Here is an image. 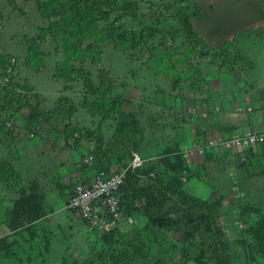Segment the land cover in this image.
<instances>
[{
    "label": "rangeland",
    "instance_id": "obj_1",
    "mask_svg": "<svg viewBox=\"0 0 264 264\" xmlns=\"http://www.w3.org/2000/svg\"><path fill=\"white\" fill-rule=\"evenodd\" d=\"M145 1L146 13L149 9L157 10L158 20V16L141 17L143 24L138 18H128L127 26L139 30L146 23L158 28L160 32L155 35V43L162 41L168 45L181 40L180 35H176L179 24L174 13L180 4H186L185 1ZM261 1L264 6V0ZM0 11L3 14L0 26V104L5 101L4 109H0V264H62L64 257L70 264H112L110 248L132 250L133 244L141 246L143 254H147V257L133 258L134 264H152L161 253L166 254L171 264L184 261L175 230L170 233L158 228L152 230L144 226L146 219L135 210L132 211L135 214L133 223L122 221L113 231L104 233L91 229L76 211L66 206L71 184L91 175L97 163L92 167L84 164L86 155L94 153L96 158L92 138L76 132L67 142L63 131L69 120L80 127L88 126L94 130L100 127L97 125L100 116L94 115L89 105L94 97L88 93L89 89L80 76L74 75L71 81L65 82L60 70L55 68L56 60H62L63 55L54 50L50 35L41 31L46 21L37 13L33 1L17 0L14 8L7 0H0ZM263 23L264 14L261 21L252 26ZM27 40H35L45 54L37 70L27 63ZM237 45L246 57L241 63L242 72L227 71L230 80L241 78L239 86L244 84L245 90L253 89L257 95L263 93L264 100V36L244 35L238 38ZM139 54V58L126 56L110 44H104L97 64L86 60L77 62L76 67L90 72L95 83L99 70H105L115 82L112 92L128 98L123 108L138 113L147 127L151 122L159 126L148 128L147 132L152 136L143 153L155 156L151 161L157 170L163 169L162 172L167 174L165 165L159 161L166 143L160 141L163 137L174 136L172 124L177 126L182 119L191 122L193 116L187 112V106L193 105L195 91L184 82L186 99L179 100V110L171 109L167 97L172 88L170 80L163 73L154 77V71L162 66L156 62L148 63L147 50ZM191 62L197 64L203 74H211L215 69L207 59L194 58ZM178 66L185 68L183 64ZM238 91L236 86L233 92L238 95ZM64 98L72 102L75 112L63 124L61 118H67V109L61 107L58 110L55 106ZM35 105L41 110L37 118L30 116ZM195 115L197 118V112ZM164 122L166 127L163 129L160 124ZM114 123L112 116L103 121L106 136L112 132ZM107 148L113 154L114 146ZM132 151L140 156L139 150ZM124 159L120 163L112 162L110 167H125L133 158ZM185 163L186 172L181 179L184 188L194 195L207 197L214 187L219 207L231 211L224 222L229 236L242 228L238 208L244 203L264 208V146L235 149L229 153L194 154ZM122 207L128 212L125 203ZM9 210L26 214L22 226L11 227ZM241 260L238 251L237 261ZM185 262L193 264L190 260ZM260 264H264V260Z\"/></svg>",
    "mask_w": 264,
    "mask_h": 264
},
{
    "label": "trees",
    "instance_id": "obj_2",
    "mask_svg": "<svg viewBox=\"0 0 264 264\" xmlns=\"http://www.w3.org/2000/svg\"><path fill=\"white\" fill-rule=\"evenodd\" d=\"M7 1L12 7H17V0ZM26 1L34 2L37 13L46 21V26L41 28V31L50 35L55 45L54 50L63 55L62 60H56L55 68L57 71L60 70L65 82L71 81L74 75L82 78L89 89L88 93L94 97L93 103L89 104L90 109L94 115L100 116L97 124L100 127L96 130L88 126L80 127L70 120L67 125L65 124L63 138L67 142L76 132L95 141L96 158L94 153H90L88 155L93 156V162L88 164L84 161V164L92 167L96 162V170L80 180H89L99 170L110 172L119 169L120 167L116 169L110 167L111 163L115 161L120 163L125 161L124 158L129 161L134 157L132 149L139 150L143 163L134 168L129 167L126 171L118 190L119 206L126 218L132 217V223L135 220L132 211L135 210L146 219L144 226L151 227L152 230L162 229L167 233L175 230L178 235L177 241L180 243L179 251L185 260L172 264H186V260L192 261L193 264H260L264 260V208L244 203L238 208L243 227L235 235L229 236L224 222L231 211L219 207L215 188L211 189L207 197L194 195L184 188L181 179L186 172L185 161L189 158L184 156L180 140L164 144L165 147L159 154V161L165 165L167 174L162 172L163 169L157 170L151 161L155 156L143 153L150 139L146 137L145 125L138 113L123 108L128 98L112 92L115 83L105 70H99L98 82L95 83L91 73L76 67V63L90 60L97 64L104 44H110L116 51L134 58H139L141 56L139 52L147 50L149 55L147 62L162 64V68L172 74L174 88L181 87L182 82H187L197 91L204 92L206 79L202 70L191 60L207 59L210 64L217 66L218 71L242 72L241 63L246 56L238 50V38L248 34L264 36V23L258 27L249 26L241 29L223 43L212 45L205 41L196 29V20L202 17L200 6L192 0H182L186 4H180L174 13L179 24L175 30L176 35L179 34L181 40H174L173 43L166 45L162 41L155 43V35L160 30L149 26L150 24L145 23L139 30L127 26L128 18H138L143 24L141 17L146 16L149 19L158 16L156 19L158 20L160 15L157 10L149 9L146 13L145 0ZM260 2L262 17L264 6L261 0ZM168 5L167 3L166 9ZM143 7L145 10H142ZM2 19L3 14L0 11V26ZM34 41H26L27 63L37 70L45 54ZM179 64L185 65V68H180ZM7 102L11 103L10 100ZM4 107L5 101L0 104V109ZM55 107L58 110L61 107L67 109V118H61L63 124L66 119H71L75 112L72 102L67 98L59 100ZM36 108L35 105L30 112V116L35 118L41 114V110ZM111 116L115 123L112 132L106 136L102 123ZM237 129L239 128L226 127L222 135L226 137ZM198 132L197 138L203 141L207 131ZM109 146H114L113 154L110 150L108 152ZM256 146H264V142ZM253 147L255 146L251 148ZM207 152L216 151L210 150L204 154ZM123 203L126 204L128 212L123 209ZM9 214L12 216L11 227L22 226L27 218L25 213L18 214L13 210H9ZM132 246V250L110 248L109 257L112 264H134L133 258L136 256L147 257V254H143L141 246L135 244ZM238 251L242 257L241 261H237ZM62 264L70 263L64 257ZM152 264L171 262H168L165 253H161Z\"/></svg>",
    "mask_w": 264,
    "mask_h": 264
},
{
    "label": "crops",
    "instance_id": "obj_3",
    "mask_svg": "<svg viewBox=\"0 0 264 264\" xmlns=\"http://www.w3.org/2000/svg\"><path fill=\"white\" fill-rule=\"evenodd\" d=\"M160 65L162 66V64ZM212 66L215 69L211 74H203L206 79L204 92H199L191 86L193 91H195L192 100L193 105L191 107L187 106V112L193 116L191 122H183L182 119L179 125L173 126L172 124L171 126L175 129L174 136H170L168 138L161 137V143H172L176 140H180L181 144H185L189 140L197 138V134L199 133L198 131L200 130L207 131V135L210 133L222 135L225 128L230 126H232L234 129L264 127V100L262 99L263 93L257 95L255 92H253V89H250V91L245 90V88H243L244 84H240V86L238 84V80L241 78L238 80L235 79V81L233 80V82H231V77L227 71H218L217 66ZM154 72L156 73L154 77H157L158 73H163V75L168 77L170 80L172 88L170 89V93L167 94L168 100L170 101L168 102V106L171 109L179 110L181 106L179 104V100H182L183 98L186 99V96L183 92V87L181 86L174 88L172 79L173 77L171 76L172 74L166 69L161 67V69ZM183 83L184 82L181 84ZM236 86L239 89L238 95L233 92V89ZM197 106L200 108H197ZM239 106H242L243 108L241 111L238 110ZM196 112L198 115L197 118L195 115ZM160 125L163 129L166 127L165 122ZM155 126L159 127L155 123L153 124V122L149 123L148 127L145 125L147 138L152 136V133L147 132V130H151ZM253 148L257 149L258 146ZM139 158L141 157L139 156Z\"/></svg>",
    "mask_w": 264,
    "mask_h": 264
},
{
    "label": "built area",
    "instance_id": "obj_4",
    "mask_svg": "<svg viewBox=\"0 0 264 264\" xmlns=\"http://www.w3.org/2000/svg\"><path fill=\"white\" fill-rule=\"evenodd\" d=\"M242 109V106L238 107L239 111ZM263 142L264 128H243L234 130L226 137L218 134L208 135L203 141L191 140L183 144V152L185 157L190 158L194 154L202 155L210 150L229 153L235 149L252 147ZM133 154L132 161L125 167L110 172L99 170L87 181L76 180L70 188L66 206L76 211L91 229L109 232L122 221L129 223L133 221L132 217L126 218L123 215L118 196V190L128 168L143 163L136 152ZM84 161L91 164L93 156H86ZM240 225L243 227V223Z\"/></svg>",
    "mask_w": 264,
    "mask_h": 264
},
{
    "label": "water",
    "instance_id": "obj_5",
    "mask_svg": "<svg viewBox=\"0 0 264 264\" xmlns=\"http://www.w3.org/2000/svg\"><path fill=\"white\" fill-rule=\"evenodd\" d=\"M200 6L202 18L196 20L201 37L219 45L241 29L260 21V0H192Z\"/></svg>",
    "mask_w": 264,
    "mask_h": 264
},
{
    "label": "flooded vegetation",
    "instance_id": "obj_6",
    "mask_svg": "<svg viewBox=\"0 0 264 264\" xmlns=\"http://www.w3.org/2000/svg\"><path fill=\"white\" fill-rule=\"evenodd\" d=\"M211 2H213L214 0H210ZM238 1H240V0H238ZM202 18V17H201ZM260 21H261V16H260Z\"/></svg>",
    "mask_w": 264,
    "mask_h": 264
}]
</instances>
